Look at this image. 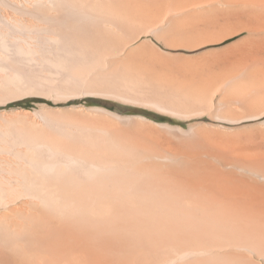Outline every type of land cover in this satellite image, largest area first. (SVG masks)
Wrapping results in <instances>:
<instances>
[{"label":"bare ground","instance_id":"1","mask_svg":"<svg viewBox=\"0 0 264 264\" xmlns=\"http://www.w3.org/2000/svg\"><path fill=\"white\" fill-rule=\"evenodd\" d=\"M259 8L0 0V264H264V119L186 128L74 104L219 112L225 95L215 104L208 92L251 91L257 77L264 115V29L225 54L153 45L239 36L264 22ZM186 91L196 94L178 100Z\"/></svg>","mask_w":264,"mask_h":264},{"label":"crops","instance_id":"2","mask_svg":"<svg viewBox=\"0 0 264 264\" xmlns=\"http://www.w3.org/2000/svg\"><path fill=\"white\" fill-rule=\"evenodd\" d=\"M250 10L260 12V10H264V9L259 8L258 10L257 9H250ZM246 25H247L246 27L242 26V28H246V31L242 32L239 36H235V37H232V38L229 37V38H225L223 40L214 41V42H210V43L206 42L204 44V46H202V47H200L198 49H194V50H190V49L187 50V49H185L183 47L172 48V47H169L165 42H161V41H159L157 39H153V45L157 46V48L159 50H162L163 52H169V53H175V54H180L181 53V54H187L189 56H191V55L192 56L199 55V54H202V52L213 53V54H216V52H217V54H222V52H223V54H225L227 52L231 53L232 51H234L237 48V46L240 47L242 45H245V46H252L253 45V42L249 40L250 38L248 36L253 34V33H256V32L250 31V29H248V28H252L251 30H255V29L263 30L264 29V22H251L250 25H248L247 22H246ZM135 45H139V43H135ZM238 48L235 51H237ZM242 78L240 77V79H242ZM255 79H256L255 81L257 83L255 81H253V82H255L257 85L254 83L255 84L254 86H256V87L253 86L254 88H253V90L251 89V91L243 90V89H240V88L239 89L238 88H233V89L232 88H228L229 91L227 89V90H224V91L216 90L215 92L214 91L208 92L209 93V97L210 98H214V99H211V100L213 102L215 101L214 102L215 104L217 102H219L221 97H223L224 95L226 96V97L224 96L223 99H221L224 102V99L226 98L225 99L226 100V102H225L226 105L225 106L224 105L221 106V107H224V108H222L223 110H221V108H220L221 111H219V112H217L219 110V108L218 109H216V108L211 109L207 113L195 112L197 108L194 107V109H193L192 106L188 107L189 105H187L185 102H184L185 106L182 109L183 110V112H182L183 114L179 113L176 116H172V115L170 116V114H165V113H161V112L159 113V112L151 111V110H147V109L141 110V109H139L140 107L134 106V105H128V106L129 107H135V112H133L132 114L144 115V116H146L148 118H151L152 120H154L156 122H159V123H168V124L183 125V126H189V125H192V124L193 125H195V124H223V125H250V124H256V123H258V121L260 122V121H262L264 119V115L262 114L263 116L262 115L259 116L260 115V113H259L260 105H261V102L259 101V99H261V97H260L261 91L258 88V79H257V77H255ZM186 92H188V91H186ZM186 92H182L181 94L179 92L178 93V100H180V98L182 97L181 100L183 99L184 101H188V100L192 99L193 94L194 95L196 94L195 92H191V91H189L188 93H186ZM239 92H241L243 95L240 94ZM204 93H206V92H204ZM208 93H206V94L208 95ZM251 93H252V95H251ZM185 94L188 95V96L190 94L189 99H187L188 96H186ZM200 94L203 95V93H200ZM245 94L248 95V99H246L247 96ZM244 95L246 96L245 98L243 97ZM241 96H242V100L239 99V97L241 98ZM256 96H258L259 99ZM243 98L245 99V102H244ZM240 100H241V102H239ZM222 104H224V103H222ZM253 105H255V107ZM237 107H238V109H237ZM188 109H189V111L186 112ZM253 111H256V113L253 112ZM184 114H187L186 117L187 116L188 117L185 118ZM197 114H200V115H197ZM250 114H251L252 117L249 116ZM179 115H180V117H179ZM211 116H213V117H211ZM241 116H243L244 120L242 119ZM236 123H238V124H236Z\"/></svg>","mask_w":264,"mask_h":264},{"label":"rangeland","instance_id":"3","mask_svg":"<svg viewBox=\"0 0 264 264\" xmlns=\"http://www.w3.org/2000/svg\"><path fill=\"white\" fill-rule=\"evenodd\" d=\"M90 99H92V98H86L85 100H79V101L77 100L76 102H74V104H83L84 103L86 106H94V105H99V104L102 105V102H103V107L110 108L113 111L119 112L120 114H123V115L132 114L133 112H135V108L129 107V106H125L124 108H120L119 103L114 102V101H106V100H101V99L90 100ZM87 100H89V101H87ZM28 103H29V105L27 106V109L32 110V111L37 109L39 104H42V102H40L38 99H35V101L29 100ZM61 107L66 108V107H68V104H63ZM130 111H132V112H130ZM184 127L187 128L189 126H184Z\"/></svg>","mask_w":264,"mask_h":264}]
</instances>
